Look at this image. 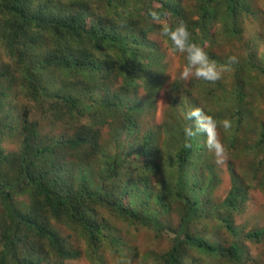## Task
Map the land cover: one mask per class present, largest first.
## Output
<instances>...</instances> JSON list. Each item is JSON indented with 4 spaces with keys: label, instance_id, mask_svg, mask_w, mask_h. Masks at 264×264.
<instances>
[{
    "label": "trees",
    "instance_id": "obj_1",
    "mask_svg": "<svg viewBox=\"0 0 264 264\" xmlns=\"http://www.w3.org/2000/svg\"><path fill=\"white\" fill-rule=\"evenodd\" d=\"M162 21H183L218 66L236 62L214 84L172 80L155 65L173 51ZM244 23L264 35V0H0V264H66L77 242L123 257L116 221L169 237L158 264H260L244 243L264 244V219L244 231L234 215L252 188L264 194V131L243 147L218 129L229 149L262 155L256 183L224 162L220 200L222 165L203 135L183 146L180 105L193 93L194 107L247 129L264 107V37L238 49Z\"/></svg>",
    "mask_w": 264,
    "mask_h": 264
},
{
    "label": "rangeland",
    "instance_id": "obj_2",
    "mask_svg": "<svg viewBox=\"0 0 264 264\" xmlns=\"http://www.w3.org/2000/svg\"><path fill=\"white\" fill-rule=\"evenodd\" d=\"M161 24H164L162 21ZM160 24V25H161ZM244 32L241 36L242 39H238L235 43L238 47L244 48L246 53V43L250 37L256 34V38L261 41V38L264 35H261L258 31L252 29H246L245 23L243 24ZM242 29V28H241ZM240 29V31H241ZM204 47V46H203ZM237 55L243 56L242 53H236ZM169 60L170 67V77L172 80H178V72L179 69L183 67L185 64V57L181 54L175 53L174 51L169 52V56H167ZM7 62V60L0 56V63ZM187 85V83H184ZM245 89H247V85L245 84ZM229 91L228 87L225 86L223 90L217 91L218 96L227 95ZM162 99V97H161ZM160 99V100H161ZM198 105L202 106V102L200 99L197 100ZM182 111H187L189 108L195 106V101L181 102ZM23 106V104L18 105V107ZM264 107L259 106L257 108L251 109L248 112L253 111V119L249 122L248 127L246 129V124L244 123L241 126V130L239 132L234 133V130H230L227 134L223 130L222 139L230 142L233 141V138L236 137V144L247 147L251 142L256 141L258 139V134L260 131H264ZM244 115V114H243ZM221 121V120H220ZM222 128V127H221ZM47 132H52L51 128L46 127ZM4 142H7L4 140ZM227 150V159L225 161H230L234 167V170L240 172L239 174L245 178L247 184L250 182L256 183L254 179V172L252 164L262 158V155L258 156L256 159L253 155L249 154L247 151L240 147H235L233 149H229L225 144ZM6 148L11 151L18 149L17 141L11 140L6 144ZM10 152V151H9ZM221 168L219 170V175L222 180L220 186H218L216 190V198L223 199L228 190L230 189V176L227 168L224 163L221 164ZM264 219V194L257 191L256 188H252L249 193V198L241 208V210L234 215V223L237 228H242L244 231H248L251 228L257 227L260 224H263ZM137 222H135L136 224ZM116 230L120 233L122 237V241L124 243V256H118L111 249L106 246L100 247L94 253H86L85 245L80 242L75 243L74 245L81 252L80 257L74 260L67 261L66 264H158L157 259L159 256H163L170 248L171 242L169 237L165 235L157 236L151 230L145 229L139 225L132 226L125 224L120 221H116L113 223ZM128 230V234L125 235L123 231ZM63 234L65 236H71V232L64 227L62 228ZM206 232L208 234H213V230L211 227V222L207 223ZM244 245L251 251V255L255 258V260L264 264V244L263 243H247ZM149 253L155 254V258L152 259L148 257ZM203 264H228L223 262L222 260L218 261V263H213L207 260Z\"/></svg>",
    "mask_w": 264,
    "mask_h": 264
},
{
    "label": "clouds",
    "instance_id": "obj_3",
    "mask_svg": "<svg viewBox=\"0 0 264 264\" xmlns=\"http://www.w3.org/2000/svg\"><path fill=\"white\" fill-rule=\"evenodd\" d=\"M149 16L154 22H159L161 19L160 13L156 11H151ZM160 36L171 42L175 53L185 57L186 63L178 72V78L183 81L197 79L214 84L222 78L225 72L230 71L231 64L236 62L235 57H229L226 64L218 66L216 61L209 58L203 47L191 41V34L183 21L178 22L175 27L169 24H161ZM155 65L165 76L170 77L169 63H164L159 59ZM161 97L163 99L160 93L159 101H162ZM185 101L192 103L194 101V94L190 93ZM182 115L186 121L183 128L185 138L183 146L189 149L192 148L191 141L203 135L205 137V146L214 154L216 162L218 164L224 163L228 154L225 145L220 139L218 129L222 127L227 134L232 128L231 120L225 118L218 122L212 115L199 106L189 108ZM63 127L72 129L68 124L63 125Z\"/></svg>",
    "mask_w": 264,
    "mask_h": 264
}]
</instances>
